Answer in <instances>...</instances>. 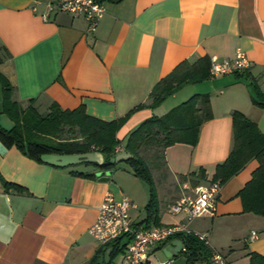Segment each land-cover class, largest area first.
<instances>
[{"label": "crops", "instance_id": "0c3cea01", "mask_svg": "<svg viewBox=\"0 0 264 264\" xmlns=\"http://www.w3.org/2000/svg\"><path fill=\"white\" fill-rule=\"evenodd\" d=\"M38 2L0 0V71L15 89L14 100L24 108L33 100L42 115L56 104L69 111L84 105L89 116L106 122L129 116L118 132L120 141L145 120L185 102L175 98L183 87L156 109L148 107L155 85L179 64L213 56L232 60L238 50L245 54L250 62L245 71L191 85V97L209 96L212 118L201 126L196 146L165 150L166 167L155 170L158 213L148 224H187L191 232L207 234L209 249L227 264H250L252 253L264 257V217L244 213L238 197L259 166L256 160L223 186L216 216L187 223L185 214L169 211L196 188L192 174L203 169L212 180L228 159L233 112L245 115L264 135V109L252 103L250 87L256 82L264 93V0H105L106 15L95 33L87 31L85 20L67 13L44 21L46 8ZM5 118L0 125L11 129L12 121ZM7 150L0 155V264H90L99 250L97 264L107 256L108 264H115L112 247H101L89 234L107 194L131 200V219L147 225L148 186H139L147 198L141 203L117 183L114 169L57 168L28 158L15 146ZM5 182L25 193L7 191Z\"/></svg>", "mask_w": 264, "mask_h": 264}, {"label": "trees", "instance_id": "16d2710c", "mask_svg": "<svg viewBox=\"0 0 264 264\" xmlns=\"http://www.w3.org/2000/svg\"><path fill=\"white\" fill-rule=\"evenodd\" d=\"M3 60L0 56V65ZM211 61L203 57L194 63L184 61L168 76L159 81L149 95L151 103L148 107L156 109L163 101L174 95L187 85H196L210 80ZM237 73V72H236ZM251 100L254 106L264 109V93L256 82L250 84ZM15 89L8 78L0 71V114L6 115L13 123L11 129L0 125V141L5 147L15 146L28 158L39 163L43 155H84L99 152L105 158L103 165H94L100 170H113L117 163L129 166L134 176L148 184L150 200L146 206L147 219L150 222L158 213V199L152 170L166 167L165 150L176 144L196 146L199 142L200 128L203 123L212 118L211 102L208 95L196 94L189 100L173 108L163 116H153L131 131L124 141L117 137L118 132L126 123L129 116L106 122L86 113L85 107L75 110H62L53 104L46 115L40 114L34 107L33 100L24 108L14 100ZM146 105L139 106L138 109ZM133 113V112H131ZM234 145L228 159L217 166L212 178L219 180L224 186L232 177L240 173L252 160L259 164L253 172L252 179L238 194L242 201L243 212L264 217V135L256 124L249 121L240 112H233ZM122 146L124 158L116 159L115 150ZM154 150L148 159L144 153ZM77 165L73 166L76 167ZM72 167V168H73ZM77 176L94 177L82 173ZM194 187L201 181L209 182L203 169L193 175ZM7 191L24 194L25 191L13 184L5 182ZM157 223V221H155ZM176 239L182 240L185 250L181 252L187 257V264H214L213 253L208 245L194 234L180 233ZM112 247L111 260L128 249V240L120 238L108 244ZM107 246V247H108ZM102 250L91 259L90 264H97ZM143 264H151L146 262ZM250 264H264V257L250 254Z\"/></svg>", "mask_w": 264, "mask_h": 264}, {"label": "built area", "instance_id": "2783aa9c", "mask_svg": "<svg viewBox=\"0 0 264 264\" xmlns=\"http://www.w3.org/2000/svg\"><path fill=\"white\" fill-rule=\"evenodd\" d=\"M44 4L46 11L42 15L44 21L50 16L58 13H67L74 18H81L87 23V31L95 33L106 15L105 0H38ZM211 61V77L217 78L235 72L245 71L250 67V62L245 54L238 50L236 57L232 60H219L213 56ZM122 146H118L115 153H121ZM223 185L221 182L212 180L206 184L197 186L192 194L184 196L169 207L170 213L185 214L187 223H192L198 218L217 214L218 203ZM104 202L98 209L95 223L89 229V234L101 246L115 242L120 238L128 240L123 258V264H143L150 262L151 255L159 246H164L175 240L180 233L194 234L208 245V235L193 233L187 224L157 227L154 225L136 224L130 216L134 203L123 198L116 200L113 195L104 196ZM257 237L252 233V239ZM185 250V249H184ZM183 250V251H184ZM214 264H227L225 258L219 253L213 255Z\"/></svg>", "mask_w": 264, "mask_h": 264}, {"label": "rangeland", "instance_id": "374dc122", "mask_svg": "<svg viewBox=\"0 0 264 264\" xmlns=\"http://www.w3.org/2000/svg\"><path fill=\"white\" fill-rule=\"evenodd\" d=\"M193 88L194 87L191 85L185 86L183 88V90H181L175 98L185 99L182 101H186L188 99L187 95H189V93H192V90H194ZM190 95H192V94H190ZM190 95H189V97H191ZM172 100H175V99H172ZM168 102H171V101H168ZM3 118L5 121L6 120L5 116L3 114H0V121L3 122ZM8 125H9V123H8ZM153 152H154V150L152 149V150H149L147 153H144V155L149 159L151 157V154H153ZM115 157H116L117 161L119 162V160H121L125 156H124V154H119ZM114 170H115L114 177L117 179V183L119 185H123L126 189H128L129 191L134 193L141 203H145V201H147L146 194L144 193L145 189L144 190L140 189L139 186L140 185L146 186V188H147L148 184H146L145 182L143 183V181L141 182V179L138 181H137V179H133L131 177L132 173L130 171V168L125 163H121V162L117 163L116 168ZM152 174L154 176L156 183L159 184L157 176H156V171L152 170ZM132 180H136V181H132ZM148 188H149V186H148ZM149 200H150V193H149ZM141 210H143V209H141ZM175 258H177L179 262L187 260V257L184 254H179V257H175ZM175 258L168 260V258H166L164 256L163 252L159 250V251H156L153 255H151L150 261H151V264H168L170 262V260H174ZM122 260H123V254H119L118 256H116L114 258L113 262L115 264H122ZM108 262H109V256H107L105 258L103 257L100 260V264H108ZM194 264H197V262H195Z\"/></svg>", "mask_w": 264, "mask_h": 264}, {"label": "water", "instance_id": "95a60500", "mask_svg": "<svg viewBox=\"0 0 264 264\" xmlns=\"http://www.w3.org/2000/svg\"><path fill=\"white\" fill-rule=\"evenodd\" d=\"M7 152V148H5L4 144L0 141V155L5 156ZM41 160L45 164L57 168L73 167L78 164H83L84 162L96 163L98 165H103L105 163L104 156L99 152H92L84 155H43ZM114 162L115 159H111L110 163ZM99 175H103V173ZM183 250L184 244L182 240L176 239L167 244L162 251L169 260L178 256Z\"/></svg>", "mask_w": 264, "mask_h": 264}]
</instances>
